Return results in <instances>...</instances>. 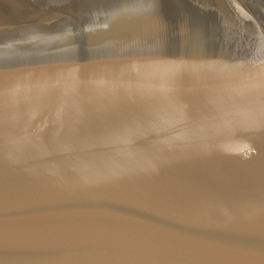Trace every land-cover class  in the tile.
<instances>
[{"label": "water", "instance_id": "obj_1", "mask_svg": "<svg viewBox=\"0 0 264 264\" xmlns=\"http://www.w3.org/2000/svg\"><path fill=\"white\" fill-rule=\"evenodd\" d=\"M0 264H264V0H0Z\"/></svg>", "mask_w": 264, "mask_h": 264}]
</instances>
